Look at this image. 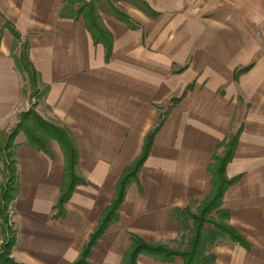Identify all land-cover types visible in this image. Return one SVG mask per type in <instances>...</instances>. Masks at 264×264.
Returning a JSON list of instances; mask_svg holds the SVG:
<instances>
[{"label": "crops", "instance_id": "1", "mask_svg": "<svg viewBox=\"0 0 264 264\" xmlns=\"http://www.w3.org/2000/svg\"><path fill=\"white\" fill-rule=\"evenodd\" d=\"M99 1L108 11H97L108 43H94L82 18L61 15L73 8L65 0H0V148L29 108L30 84L15 64L25 42L36 85L46 90L33 111L75 136L76 171L84 179L55 217L61 156L57 162L16 134L10 258L74 262L160 115L116 221L97 238L87 264H119L129 234L180 251L169 245L188 222L183 211L195 213L189 203L208 194V166L232 139L223 175L237 180L224 190L221 208L248 249L218 239L207 251L210 264H264V0ZM55 142L49 140V149L58 152ZM181 262L174 255L164 264ZM135 264L160 263L141 254Z\"/></svg>", "mask_w": 264, "mask_h": 264}, {"label": "trees", "instance_id": "2", "mask_svg": "<svg viewBox=\"0 0 264 264\" xmlns=\"http://www.w3.org/2000/svg\"><path fill=\"white\" fill-rule=\"evenodd\" d=\"M73 3H80L77 8V13L83 19L85 28L89 32L92 40L94 42L102 41L108 43L103 30L99 27V23L98 25L96 23V21L98 22V18L91 13L93 10L89 8V2H85L83 0H65L66 6L72 5ZM143 10L149 15L154 14L145 5L143 6ZM116 14L119 20L124 22L128 27L131 28L133 26L124 15L117 12ZM12 35L17 37V34L13 31ZM107 43L106 48L109 47V45L107 46ZM25 50L26 43L23 42L20 46V52L17 55L18 59L15 60L16 69L26 74L30 88L34 89L35 73L29 67ZM33 92L36 91L33 90ZM172 102L174 103L176 100H172ZM28 118H31L32 122L35 123L34 128H31L30 125L26 124ZM157 119L158 121L156 125L146 135L140 155L133 163H131L128 170H124V172L120 175V178L114 187L115 194L112 201L109 203L108 207L103 210L97 222V226L89 234V238L85 244H83L77 259L71 264H87V258L90 255L97 238L104 232L107 225L115 219L116 209L122 200L125 186L130 180L135 179L134 174L139 169V166L148 152L153 135L163 121V118L160 115ZM36 130H41L43 133L45 132L47 136L55 140L60 150H62L65 155L63 177L64 180H66V187L59 196V203L66 201L73 185L75 183H79L78 179L72 173L73 166L76 163L77 153L70 143L72 141L69 134L64 132V130L59 127L44 123L33 111L29 109L26 112L20 113L16 126L6 136V139L0 148V151H2L5 158L8 159V163H5V167L8 169L7 184L4 186L5 188L3 187L0 196V217L3 218L4 226H6L7 223V203L9 199L13 198V193L16 192L15 169L12 161L10 160L11 153L9 152V149L12 148V140L16 134L18 132H22L25 136L27 145L47 154L40 137L35 135ZM232 144L233 139L232 141L230 140L221 157H212V163L208 166V172L210 173V192L200 202L196 212L189 213L187 210L183 211V216L186 217L187 220H190L192 224V234L186 248L180 251H172L160 244L146 243L141 238L130 234L129 246L122 257L120 264H135L137 255L141 254L148 255L156 259L160 264L170 262L174 255L179 256L182 261L181 264H210L212 255L207 251L218 239H227L231 242L237 243L245 250L248 249L247 243L235 232L234 229H232L231 226L225 224V221L228 218V211L221 208V200L224 190L227 186H229V184L235 181L234 177L227 180L223 175L224 166L226 162L229 161L232 154ZM211 212H214L215 216H211ZM13 244L14 237L8 235L7 238L0 243V264H19L14 262L9 256L10 249Z\"/></svg>", "mask_w": 264, "mask_h": 264}, {"label": "rangeland", "instance_id": "3", "mask_svg": "<svg viewBox=\"0 0 264 264\" xmlns=\"http://www.w3.org/2000/svg\"><path fill=\"white\" fill-rule=\"evenodd\" d=\"M83 1H85V2H89V8H91L93 11L91 12L92 13V15H95V17H97V11L98 10H105L106 12H108L107 11V9L106 8H104V6L102 5V1H99V0H83ZM79 4L80 3H73V8L71 7H69V9L68 8H66V10H65V8H62V12H60V14L62 15L65 11H67V13L68 14H72L73 15V17L75 18H81V16L80 15H78V13H77V8L79 7ZM64 7H67L66 5H64ZM68 11H70V12H68ZM96 23H97V25H98V23L99 22H97L96 21ZM93 41V40H92ZM99 42V41H98ZM94 43H97V41L96 42H94ZM100 43V42H99ZM17 53V50H16V52H15V54ZM34 71V70H33ZM34 73H35V76H34V79H35V87L38 89L36 92H33L32 91V88H30L29 86H26V90H27V93H28V99H29V110H31V111H33V108H34V101L36 100H39L43 95H45V93H46V90L44 89V88H41V89H44V90H39V88H38V86L36 85L37 84V73L34 71ZM26 75V74H25ZM171 103L173 104V102L171 101ZM34 112V111H33ZM35 113V112H34ZM36 114V113H35ZM20 115V114H19ZM37 115V114H36ZM38 116V115H37ZM39 117V116H38ZM19 118V117H18ZM42 120V119H41ZM44 123H46V124H49V125H54V124H51V123H48V122H46V121H44V120H42ZM157 121H158V119H156V121H155V123H154V126L156 125V123H157ZM26 124H28V125H30V127L31 128H34V124L35 123H33L32 122V120H31V118H28L27 119V121H26ZM16 126V125H15ZM14 126V127H15ZM153 126V127H154ZM153 129V128H152ZM152 129H150L149 131H148V133L152 130ZM33 132H34V130H33ZM148 133H146V135L148 134ZM35 135H37V136H39L40 137V140H41V142L43 143V145H44V148L46 149V151H47V154L46 155H48V156H51V154L53 153V155L55 154V156L57 157V162L60 160V156H61V159H62V164H63V172H62V175L64 174V162H65V155H64V153H63V151L62 150H60V148H59V146H58V144L56 143V145H57V147H58V152H60V154L56 151V150H53V151H50V149H49V145H48V142H49V140H52V141H54L53 139H51L49 136H47L46 135V133L44 132H42L41 130L40 131H35ZM146 135H144V137H143V141L145 140V138H146ZM70 136V138H71V141L72 142H70L71 143V145H72V147L76 150V153H77V155H76V163H75V165L73 166V171H72V173H73V175L78 179V181H79V183H75L74 185H73V187H72V189L74 188V187H76V186H79V185H82V184H84V179H82L81 177H80V174L78 173V171H76V166H77V162H78V144H77V142H76V139H75V136L73 135H69ZM9 152L11 153V156H10V160L12 161V163H13V167H14V169H15V159H14V148H11V149H9ZM221 154H222V151H221ZM140 155V153L138 154V156ZM138 156H136L133 160H132V162H130V164L127 166V167H125V169L124 170H128V168H129V166L131 165V163H133L137 158H138ZM5 163H8V159H6L5 158V156L3 155V153H2V151H0V164L2 165V170L0 169V175H2L3 174V176H2V179L1 180H4V182H2L1 184H2V187H1V184H0V196H1V193H2V189H3V187L4 186H6V184H7V177H8V173H7V170L8 169H6V167H5ZM124 170L122 171V172H124ZM15 174V173H14ZM122 174V173H121ZM120 174V175H121ZM208 175H209V177H208V180L210 179V173L208 172ZM134 177H136V172H135V174H134ZM120 177H118V179H119ZM226 178V177H225ZM15 179H16V175H15ZM65 179H66V177H65ZM227 180L229 179V178H226ZM231 179V178H230ZM234 179H235V181L237 180V177H234ZM117 181L118 180H116V182H115V184H114V186H113V193H112V197L110 198V200H109V202L107 203V205L104 207V209L106 208V207H108V205H109V203L112 201V198H113V196H114V194H115V192H114V187L116 186V184H117ZM234 181V182H235ZM233 182V183H234ZM232 184V183H231ZM231 184H229V185H231ZM15 185H16V183H15ZM65 187H66V180H64V177H62V179H61V183H60V187H59V191H58V197L56 198V203H55V205H54V209L56 210V213H55V217H62L63 216V213H64V204H65V202L66 201H64V202H62V203H59V196H60V194H61V192L63 191V190H65ZM228 187V186H227ZM226 187V188H227ZM5 188V187H4ZM126 188V187H125ZM72 189H71V191H70V194H71V192H72ZM125 190V189H124ZM16 191V190H15ZM209 192H210V183H209ZM209 192H208V194H209ZM70 194H69V196H70ZM207 194V195H208ZM206 195V196H207ZM14 196H15V193H13V198L12 199H9V201H8V205H7V207H6V215H7V223H6V226H4L3 225V218L2 217H0V243L3 241V240H5L6 238H7V235L8 236H11V237H14V242H15V240H16V232H17V230H16V227L14 226V223H11V222H9L8 223V212H9V209H8V206H12V200L14 199ZM204 198V197H203ZM203 198L202 199H200L199 201L198 200H196V201H191L190 203H189V207H190V209L191 210H193V212H196V210H197V207H198V205L200 204V202L203 200ZM122 199H123V197H122ZM67 200H68V198H67ZM122 201V200H121ZM120 201V202H121ZM120 204V203H119ZM117 210V209H116ZM103 211V210H102ZM102 214V213H101ZM101 214H100V216H101ZM100 216H99V218H100ZM213 216V215H212ZM215 216V215H214ZM99 218H98V220H99ZM98 220H97V222H98ZM187 220V219H186ZM116 221V217H115V219L112 221V222H110L109 224H111V223H113V222H115ZM188 222L187 223H184V225H182L183 227H181L180 228V234H179V237H177L170 245H169V247H171V248H173V249H178V250H184L185 248H186V245H187V243L189 242V240H190V237H191V234H192V230H191V221L190 220H187ZM108 224V225H109ZM225 224H227V222L225 221ZM108 225H107V227H108ZM228 225V224H227ZM97 226V223H96V225H95V227ZM95 227H94V229H95ZM106 227V228H107ZM130 235V234H129ZM129 235H128V241H129ZM136 236V235H135ZM89 238V235H88V237H87V239ZM87 239H86V241H87ZM85 241V242H86ZM144 241V240H143ZM85 242H84V244H85ZM146 243H149V242H146ZM152 244H154V243H152ZM14 245V244H13ZM83 246V245H82ZM128 249V248H127ZM79 255V254H78ZM9 256H10V254H9ZM78 257V256H77ZM12 259V258H11ZM121 262V261H120ZM120 264V263H119Z\"/></svg>", "mask_w": 264, "mask_h": 264}]
</instances>
